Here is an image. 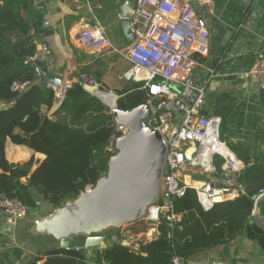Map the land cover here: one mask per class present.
Masks as SVG:
<instances>
[{
	"label": "crops",
	"instance_id": "1",
	"mask_svg": "<svg viewBox=\"0 0 264 264\" xmlns=\"http://www.w3.org/2000/svg\"><path fill=\"white\" fill-rule=\"evenodd\" d=\"M84 1L87 3L79 2V6L75 0H32L23 13L32 25L30 34L36 45V53L30 61L39 66L44 75L50 73L59 77L62 84L71 80V88L75 90L81 88L79 75L86 74L102 90L115 94L120 100L126 92L135 90L137 84L122 77L131 66L125 55L133 41L125 34L122 9L127 1L134 6L137 0ZM214 2L213 14L204 12L198 3L193 4L197 13L206 19L210 38L208 55L194 56L201 64L192 70L190 81L205 88L201 114L222 119L221 137L231 152L245 163L264 166V89L249 75L264 53V0ZM88 23L104 28V43L92 47L82 43L80 34ZM102 96L106 95L102 93ZM64 98L55 94L50 115L57 111ZM147 104H151L149 100ZM6 158L11 164H25L34 159L32 172L46 160L45 155L15 145L10 139L6 143ZM217 163L215 175L183 173V180L194 186L196 183L202 186L204 182L228 185L234 189L236 198L246 194L238 176L223 171L222 159L217 158ZM38 203L39 209L30 212L45 213L51 207L43 201ZM258 214L264 217L263 202ZM27 219L23 216L12 225L8 215L0 212V264H45L47 254L60 250L42 238L30 237ZM130 225L135 227L127 225L120 230L126 242L123 246L138 251L140 243L153 241L146 234L150 228L136 231L141 225ZM160 226L157 232L161 235ZM114 245L111 239L106 241V247ZM73 249L84 254L88 264H95L103 251L84 250L79 242L74 243ZM183 261L184 264H264V250L258 241L243 232L227 243L198 252Z\"/></svg>",
	"mask_w": 264,
	"mask_h": 264
},
{
	"label": "trees",
	"instance_id": "2",
	"mask_svg": "<svg viewBox=\"0 0 264 264\" xmlns=\"http://www.w3.org/2000/svg\"><path fill=\"white\" fill-rule=\"evenodd\" d=\"M31 2L0 0V102L7 105L0 111V196L16 198L30 211L39 209V201L62 206L94 186L113 155L109 147L114 131L111 110L82 87L69 89L50 115L55 91L43 88L30 61L36 45L30 34L32 25L23 13ZM142 88L143 84L137 83L135 90L126 92L118 100V108L128 111L146 104L149 98ZM8 139L45 155L46 160L33 172L34 159L11 164L6 158ZM237 179L246 194L216 203L209 211L202 208L192 189L175 200L183 220L171 239H167V226L162 224L161 235L140 243L138 251L115 243L99 254L95 264H173L175 258L188 260L243 232L264 250V232L252 223L254 201L264 192V166L253 165ZM45 264L88 263L79 251L60 249L47 254Z\"/></svg>",
	"mask_w": 264,
	"mask_h": 264
},
{
	"label": "built area",
	"instance_id": "3",
	"mask_svg": "<svg viewBox=\"0 0 264 264\" xmlns=\"http://www.w3.org/2000/svg\"><path fill=\"white\" fill-rule=\"evenodd\" d=\"M75 1L87 3L84 0ZM194 2L208 14L215 11L214 0H137L129 16L134 39L125 56L132 67L122 77L143 84L142 89L146 90L153 108V115L146 124L163 137L166 143L164 169L170 171L169 174L164 171L158 201L141 220L151 224L146 234L152 240L160 236L157 232L158 226L165 224L174 231L182 222L183 214L177 212L175 200L184 198L188 189L196 191L198 201L205 211L214 207L218 202L215 201L217 198H222V201L236 198L234 189L228 185L204 182L201 187H196L183 180V173L215 175L217 158L222 159L221 168L224 172L236 176L253 166L252 163L238 159L223 141L222 119L201 114V106L205 100L203 85L196 89V101L186 112L179 129L175 127L176 115L173 112L154 109V103L157 101L172 102L182 99L183 97L169 85L173 83L185 89L192 70L201 64L194 56L208 55V23L197 13ZM104 34L102 26L92 25L84 28L80 38L84 45L92 47L96 43H104ZM35 72L37 75H44L39 66H35ZM140 74L145 77L138 78ZM249 75L258 87L264 89V53L259 56ZM78 81L81 87L90 93H93L92 90H102L100 85L86 74H80ZM71 83L70 80L61 86L49 87L63 98L71 89ZM6 107V104L0 102V111ZM165 195H170L171 198L164 199ZM29 211L20 200L0 196V212L8 215L12 225H16L20 217ZM173 264H184V261L175 258Z\"/></svg>",
	"mask_w": 264,
	"mask_h": 264
},
{
	"label": "water",
	"instance_id": "4",
	"mask_svg": "<svg viewBox=\"0 0 264 264\" xmlns=\"http://www.w3.org/2000/svg\"><path fill=\"white\" fill-rule=\"evenodd\" d=\"M132 9L133 3L127 1L122 9V18L125 34L133 40L129 22ZM39 81L43 88L62 85V80L50 73L40 77ZM169 86L183 98L172 102L157 101L154 109L173 112L176 115L175 127L179 129L186 112L196 101V89L202 85L189 81L185 89L173 83ZM98 92L116 97L115 104L110 106L97 94L91 93L111 110L113 116L114 131L109 147L113 155L108 160L107 171L101 174L94 186L81 191L76 199L59 207L46 203L51 206L47 212L29 211L25 215L30 237L42 238L68 251L73 250L75 242L83 245L84 250H104L108 239L123 246L120 230L146 217L158 201L164 171L170 172L164 169L166 143L158 131L146 124L153 115L152 106L146 103L124 111L118 108L119 99L115 94L104 90ZM170 198V195L164 196V199ZM262 202L264 192L254 201L252 218L264 232V217L258 214ZM166 233L167 239H171L173 231L170 227Z\"/></svg>",
	"mask_w": 264,
	"mask_h": 264
},
{
	"label": "bare ground",
	"instance_id": "5",
	"mask_svg": "<svg viewBox=\"0 0 264 264\" xmlns=\"http://www.w3.org/2000/svg\"><path fill=\"white\" fill-rule=\"evenodd\" d=\"M143 77H145V75H142V74H140L139 75V77L138 78H143ZM93 91V93H95V94H98V92L97 91H95V90H92ZM100 97L102 98V100L106 103V104H108V105H110V106H113L114 104H115V96H108V95H106V96H102V94L100 95ZM196 186L197 187H200L201 185L198 183H196ZM215 201H222V198H217ZM126 242H124V244H125Z\"/></svg>",
	"mask_w": 264,
	"mask_h": 264
},
{
	"label": "rangeland",
	"instance_id": "6",
	"mask_svg": "<svg viewBox=\"0 0 264 264\" xmlns=\"http://www.w3.org/2000/svg\"><path fill=\"white\" fill-rule=\"evenodd\" d=\"M106 95V94H105ZM40 204V203H38ZM137 225H141L140 227L137 228L136 231H146L148 228H151V224L146 221V222H143V221H137L135 222ZM134 224V223H133ZM129 226L128 227H135V226H131L130 224H128ZM127 225L123 226L121 230L124 229V227H126ZM124 245V244H123ZM124 247H127V246H124Z\"/></svg>",
	"mask_w": 264,
	"mask_h": 264
}]
</instances>
